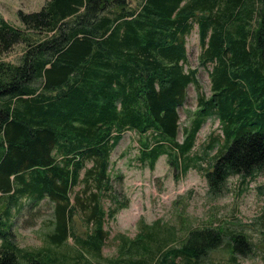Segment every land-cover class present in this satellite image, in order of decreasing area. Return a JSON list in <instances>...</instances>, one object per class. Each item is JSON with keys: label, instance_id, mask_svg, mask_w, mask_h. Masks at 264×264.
<instances>
[{"label": "trees", "instance_id": "obj_1", "mask_svg": "<svg viewBox=\"0 0 264 264\" xmlns=\"http://www.w3.org/2000/svg\"><path fill=\"white\" fill-rule=\"evenodd\" d=\"M17 17L22 27L0 17V57L24 47L19 62L0 60V264H69L59 248L71 238V264L100 258L106 222L128 205L112 187L109 159L129 130L145 136L142 162L154 168L167 155L185 172L196 133L217 115L224 142L204 172L211 192L219 195L232 175L264 171V0H49ZM195 27L199 64L213 65L212 93L197 94L178 143V107L190 84L199 88L197 68L187 65ZM45 198L54 208L45 246L21 248L13 214L24 199L36 206ZM107 199L113 205L105 210ZM139 228L133 240L121 237L110 264H202L224 235L228 256L247 252V237L221 227L189 228L171 248H163L166 237L156 241L159 221ZM167 230L174 236L175 227Z\"/></svg>", "mask_w": 264, "mask_h": 264}, {"label": "rangeland", "instance_id": "obj_2", "mask_svg": "<svg viewBox=\"0 0 264 264\" xmlns=\"http://www.w3.org/2000/svg\"><path fill=\"white\" fill-rule=\"evenodd\" d=\"M46 1L49 0H0V17L11 25L22 27L23 24L17 17L18 11L37 12ZM197 32L195 27L188 35L186 49L188 68H197L199 90L190 84L184 104L178 107V143L184 141L185 128H189L192 118L195 117L197 94L203 92L208 97L212 93L209 71L213 65L205 67L199 64L201 47ZM23 50V45H16L13 52L2 55L0 60L19 62ZM202 126L196 133V142L189 156L191 165L185 172L180 171L183 165L181 162L178 166L171 164L167 155L158 157L154 168L150 167L147 162L139 159L141 140L145 136H139L134 130L122 134L117 147L110 153L109 173L112 187L119 195L118 200H126L128 205L120 208L115 214V219L106 222L104 229L109 235L106 246L102 247L100 258L85 254L87 262L79 260V264H110L111 259L120 257L118 252L123 245L122 236L133 240L140 232L141 222L151 226L158 221L164 228L156 233L155 240L166 237L163 248L181 246L188 229L195 227H221L224 234L240 232L247 237L248 245L244 246L246 254L237 251L228 256L225 249L230 247L232 241L229 236L224 235L221 246L210 250L202 264H264V171L256 177L232 175L225 181L224 189L219 195L212 193L204 172L220 155L224 138L217 115L207 118ZM102 203L105 210L113 205L108 199ZM53 211L52 202L46 198L36 206H30L29 200L24 199L23 209L19 214H13L11 219L18 246L31 250L44 247ZM74 219L77 234L84 238L87 231L82 226V221L77 216ZM171 226L175 227L176 231L174 236L169 238L167 227ZM154 245L153 243V249ZM74 247L76 244L71 238L59 248L61 254L69 256V264L74 261ZM123 257H126L125 253ZM175 261L179 263L180 259Z\"/></svg>", "mask_w": 264, "mask_h": 264}]
</instances>
